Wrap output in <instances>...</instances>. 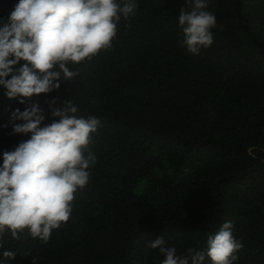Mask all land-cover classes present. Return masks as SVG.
Listing matches in <instances>:
<instances>
[{"label":"trees","instance_id":"trees-1","mask_svg":"<svg viewBox=\"0 0 264 264\" xmlns=\"http://www.w3.org/2000/svg\"><path fill=\"white\" fill-rule=\"evenodd\" d=\"M17 3L0 0V20ZM137 3L112 48L70 65L78 75L58 90L21 104L0 89V164L31 135L14 133L16 109L38 103L47 125L59 119L50 103L70 100L101 121L69 220L48 242L6 233L10 264H161L148 242L206 252L227 221L243 243L236 264H264V0H208L214 43L199 55L178 27L188 0Z\"/></svg>","mask_w":264,"mask_h":264},{"label":"clouds","instance_id":"clouds-1","mask_svg":"<svg viewBox=\"0 0 264 264\" xmlns=\"http://www.w3.org/2000/svg\"><path fill=\"white\" fill-rule=\"evenodd\" d=\"M137 9V0H18L7 21L0 20V89L21 104L58 90L61 81L78 75L70 65L112 48L121 19L130 20ZM177 20L188 52L199 55L214 43L216 16L208 0H188ZM56 105L53 100L49 110L59 119L47 125L38 103L12 112L14 133L31 135L3 153L0 241L8 232L19 239L27 231L48 242L72 215L76 193L90 182L97 157L89 146L101 121L76 115L78 106L70 100ZM147 247L159 249L161 264H204L206 257L212 264H236L243 243L234 235L233 222L227 221L209 236L206 252L190 247L178 254L163 236ZM16 255L4 250L0 264H10Z\"/></svg>","mask_w":264,"mask_h":264},{"label":"water","instance_id":"water-1","mask_svg":"<svg viewBox=\"0 0 264 264\" xmlns=\"http://www.w3.org/2000/svg\"><path fill=\"white\" fill-rule=\"evenodd\" d=\"M237 3H238V7L240 6V0H237ZM241 20H243L242 18H241Z\"/></svg>","mask_w":264,"mask_h":264}]
</instances>
